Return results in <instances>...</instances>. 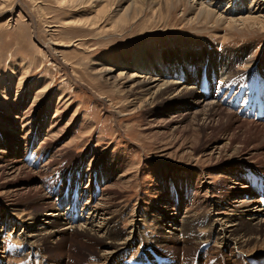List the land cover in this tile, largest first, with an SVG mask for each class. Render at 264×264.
<instances>
[{
    "label": "rangeland",
    "instance_id": "374dc122",
    "mask_svg": "<svg viewBox=\"0 0 264 264\" xmlns=\"http://www.w3.org/2000/svg\"><path fill=\"white\" fill-rule=\"evenodd\" d=\"M240 1L224 0L225 3L218 9L219 4L217 9L220 13L230 12ZM129 2L121 0L115 5L107 0L87 3L0 0V144L5 140L7 145L15 144L14 137L17 136L22 141L19 148L11 145L13 151L4 148L5 153L11 156L9 163L16 157L19 164L23 163L31 173L20 179L25 185L22 193L26 192L30 177H34L30 185H36L40 192L38 195L43 196L46 189L44 185L41 187L40 181L45 180V176L40 173L46 171V166H52L48 169L49 174L70 170L66 172L70 180L67 183L73 187L68 195L65 193L66 197L63 196L68 198L66 200L59 198L57 193L55 197L44 195L43 200L33 195L37 191L27 192L26 199H22L25 202L15 208L8 207L13 194H3L0 190V264H41L40 258H46L44 264H64L62 256L70 253V247L74 254L73 264H94L95 259L103 254V248L101 244L98 246L85 241L80 231L76 239L61 237L60 242H65V246L55 247L52 242L45 241L40 246L43 256L39 253V259L33 256L32 250L24 247L25 229L34 225V219L37 222L32 229L37 232L47 223V218L55 220L66 213L76 215L70 209L71 197L77 200V216H80H72L78 220L74 224H84L90 216L89 211L83 212L82 209L91 200L83 190L89 184L95 193L92 198L95 203L106 204L108 198L114 203L111 213L99 215V220L116 217L117 229L124 237L132 230L133 215L136 218L134 222L140 225L139 233L130 238L135 241L134 245L119 254L111 264H232L231 251L218 255L216 252L224 245L222 247L214 240L209 243L211 207L208 209L203 199L195 197L198 189L203 182H209L210 190L216 189L209 196L216 198L218 205L225 207V212L232 208L230 201L234 196L231 190L242 187L249 188L245 193L255 192V199L259 198L264 204V191L259 189L264 188V151L257 152L260 156L256 162L245 155L241 167L228 163L233 150L220 162H209L205 158L193 162L187 150V153L174 156L173 146L178 135L163 128L166 122L161 119L154 123V119L149 117L153 102L150 105L140 101V93L127 79L139 72L136 62L146 66L160 56L167 67L171 66L167 69L168 74L171 72L167 75L168 80L176 76L184 82L176 85L177 92L180 91L178 94L188 90L183 96H178L182 102L175 104L173 110L192 113L193 99L185 97L191 91L201 93V67L207 64L209 70H215L216 77L223 80L225 87L221 98L212 93L201 95L206 96L209 102L213 99L220 101L221 108L227 113L235 115L236 112L242 120L261 122L264 126V29L229 30L211 21L194 25L187 18L191 13L187 4L177 8L171 3L172 7L158 16L152 13L144 0H138L140 10L136 11L137 15L121 18L119 10L127 7ZM255 3L252 11L262 8L264 15V0H255ZM229 5L231 8L228 10ZM250 5L249 2L248 8ZM256 66L260 68L254 69ZM172 69L180 75H172ZM210 77L213 76L207 78ZM173 96L170 94L169 97ZM159 99L168 102L167 97ZM162 110L157 115L163 116ZM8 116L18 117V124L11 125L12 121H6ZM48 131L50 135L46 136ZM47 138L52 143L59 142V145L52 149L46 143ZM192 139L191 133L181 142L188 146ZM34 153L37 155L35 161L39 163L30 167L26 156ZM111 164L120 166L119 172L113 176L109 174ZM122 175L128 179H121ZM97 181L108 184L107 192L100 189ZM74 182L80 186L77 183L73 185ZM109 190L118 192L119 198ZM69 201L70 205L65 209L62 204ZM175 206L182 217L187 216L189 222L193 220L198 226L187 228L189 231L184 232L187 237L183 234L182 238L172 239L165 230L162 220L166 215H173L170 210ZM168 207H172L169 213L166 211ZM13 211L20 214L15 216ZM246 211L250 212L246 220L256 215L255 206L251 205L231 212L229 220L242 218ZM10 218L11 223H7ZM222 223L224 227L233 224L225 220ZM6 230L12 240L8 247L3 243ZM242 234L246 238L253 235L247 228L241 229ZM263 235L257 233L255 243H247V247L240 250L232 247L233 256H238L233 260H239L237 264H264ZM183 239L186 242L182 246L175 244ZM95 241L103 240L95 237ZM208 243L210 246L204 249ZM14 252H17L16 256H13ZM182 255L187 260L180 262ZM96 264L102 263L98 259Z\"/></svg>",
    "mask_w": 264,
    "mask_h": 264
},
{
    "label": "bare ground",
    "instance_id": "6f19581e",
    "mask_svg": "<svg viewBox=\"0 0 264 264\" xmlns=\"http://www.w3.org/2000/svg\"><path fill=\"white\" fill-rule=\"evenodd\" d=\"M72 1H79L82 3H87V2L93 1V0H72ZM107 1H109L110 4L114 3L115 5H118V2L121 0H107ZM129 1H130L129 2L130 4L127 7H124V8L119 10V13L120 12L122 13V14L120 13V15L122 16L121 18L125 19L126 16L137 15L136 11L140 10V5L138 3V0H129ZM259 1H262V0H259ZM144 2L147 4V7L152 11V13L154 15H158V16L162 15L163 11L165 9H167L168 7H172L171 3H174L175 5H177V8L183 7L184 5L187 4L189 7V10L191 11V13H189L187 15V18H189L190 24H194V25L195 24L198 25L200 23L205 24L208 21H211L214 25H220L222 28L225 27L229 30L246 29L249 27L250 28L264 29V15H262V8L259 11L258 10H255V12L252 11V4L255 3V0H241L240 4H235L232 7V11H230V12L226 11L224 13H220L218 10L220 8V6L223 3H225L224 0H212V2L209 0H192V1L191 0H144ZM249 2L251 3V5L248 8ZM218 5H219V7H218ZM217 7H218V9H217ZM230 8H231V6L229 5L227 7V9L229 10ZM189 10H188V12H189ZM119 13H118V15H119ZM252 15H254V16H252ZM136 64L138 65V68H139L138 71L139 72L142 71V72L141 73L135 72L130 77L128 76L129 77V78H127L128 82L131 85H133V88L135 89V91H138V93H140V101H145L150 105L153 102V111H150L151 115L149 117L151 119H154V123L156 122L157 119H161L160 121L166 122V124L163 128L167 129L169 131V133H173V134L178 135L176 137V140H175L176 144L173 146L175 148V155L174 156L179 155L181 153L184 154L187 150L188 153L190 152V159L193 162L200 161L204 158L209 162H211L213 160L220 162L221 160H223L225 158V156H228L230 151L233 150L234 151L233 154L229 155L230 158L228 157L229 158L228 163H232L233 165L238 164L241 167L244 164L243 157L245 155L249 156L251 158V160L254 159L255 162L258 161L256 159L260 156V154L258 155L257 152L264 151V126L263 125L261 126V124H262L261 122L259 123L260 125L257 123H249V122H246L245 120H242V118L236 112H235V115L227 113L224 111L225 109L223 110L221 108V105L219 104L220 101L213 99L212 102H209V100L206 97L207 95L203 96V95H201V93L199 91H191L185 97V99H193L191 107H192V109H194V112L191 113L190 111L187 110L185 113H179L176 110H173V106L177 103L182 102L181 100H179L178 96H183L184 94L187 93L188 90L183 89L184 91L181 92V94L179 95L178 93L180 91L177 92L178 89H177L176 85H179L181 83L180 81L183 82V80L180 78H177L176 76H174V79L168 80L167 75L168 76L171 75V72L168 74L167 69L171 66L167 67L163 63L162 58L160 56L158 58L155 57V61L152 64H149L146 66L142 65L139 62H136L135 65ZM173 70L174 69H172V75H180L179 73H177ZM123 75H124V73H123ZM123 75H121V76H123ZM183 83H181V84H183ZM184 88H186V87H184ZM190 89H189V91H190ZM170 94H174V96L169 97ZM162 97L163 98L167 97L168 102L159 101L160 100L159 98H162ZM165 107H168L169 110L168 109L165 111L162 110ZM161 110H162L163 116L157 115L158 113L161 112ZM15 117L14 116H8L6 118L7 120L6 119L5 120L8 122H9V120L12 121L11 125H17L18 124V122H17L18 117L17 118H15ZM53 124H54V122L52 123V125ZM191 133L194 136V139H192L191 144L188 146H187V144L183 145L182 142H184V141L182 139L185 136L190 135ZM49 135H50V132L48 131L46 136H49ZM17 137H14V139H16V141H15L16 145L15 144L7 145L8 143L6 140L2 141V144H0V190L2 191L3 194H10V193L13 194L11 198L9 197L10 200L9 201L7 200V201L9 202L8 207H14V208L17 207L18 204L21 205L22 203L25 202V201H22V199H26V197L28 196L27 192L29 193L31 191H37V192H34V194L32 193L37 199L38 198L43 199L44 195H50V197H52V196L55 197V194H56V193H53L52 191H49L46 188L47 179H45V180L42 179L41 180L42 183L40 181V185H41V187H42V185H44L46 192H44L43 196L40 197L38 195L40 193V192H38V187L36 185H34V187H32L30 185L32 183V180L35 179L34 177H30V179L28 180V185H26L27 190L25 193H22V192H24L25 188L23 186H25V185H23V183L20 182V179L26 175L30 176L31 173L29 172L28 169H26L24 167L23 163H22V165L19 164V162H18L19 159L17 160L16 157L14 158L15 160L12 163H9V160H10L9 158H11V156L8 155L7 153H5L6 150L4 149V148H7L8 150L10 149L11 151H13L12 146L19 148V146H21V144H22V141L20 142L19 138H17ZM184 140H186V139H184ZM222 141L224 143H222ZM180 142H181V144H180ZM46 143L52 149L56 148L59 145V142L52 143L50 141V139H48V138L46 140ZM185 147H188V149ZM262 156L264 157V154ZM39 158H40V155H39ZM227 159H226V161H227ZM259 161H260V159H259ZM263 161H262V163H263ZM59 164H61V163H59ZM62 164H64V163H62ZM51 167L52 166H48V167L46 166V171L45 172L42 171L40 173V175L41 176L43 175L46 177L49 176L51 173L49 174L48 169H50ZM240 167L238 168L239 171H240ZM119 168H120V166H118V165H112L111 170H109V174L113 176V174H116L119 172L118 171ZM90 176L91 177H89V178H92V175H90ZM75 177H77V176L75 175ZM75 177H74V179H75ZM120 178L121 179H128L127 176H125V175L120 176ZM85 179H87V178H85ZM118 179H117V183H118ZM224 179L225 178H223V180ZM79 181L83 182L82 179H80ZM237 181H238V179H237ZM126 182H128V184L130 183L129 181H126ZM75 183L78 184V182H74L72 184L75 185ZM98 183H99L100 189L102 190V188H104V190L107 192V190L109 188V187L107 188L108 184L105 185V184L100 183V182H98ZM78 185L80 186V184H78ZM220 186H221V184H220ZM90 187L91 186L89 184V186L85 187L83 190L85 194L90 195L89 200H91L89 202V204L84 205L85 208L83 207V209H82L83 212H84V210L89 211V216H90L87 218V220L84 224L79 225V226H77V225L75 226L74 222H76L78 220L72 219V216L76 217L77 215H71L72 213L71 214L66 213V214H64L65 217H64V215L62 217H60L61 219L58 217L55 218V216H54L55 220H52V218H49V219L47 218V220H48L47 223L43 227H41L39 230H36L37 232H35L32 229V227H34V225L36 224L37 221L35 222V219H34L32 222V223H34V225L27 228L28 231H27V229H25V233H26V236L24 237L25 249L30 250V251L32 250V252H34L33 256H37V258H38V257H40L39 253H41V255L43 256V254H42L43 251L40 249V246H41V244H44L45 241L46 242H52L53 244H55V247H60L61 245L65 244V242H60V240L62 239L61 237L69 236V238L76 239L77 235H79L81 233V237L84 238L85 241H87L91 244L98 245V246H100V244H101L100 247L103 248V254L100 255V258H96L95 261L98 263V259H99V261L102 264H111L114 261V259L119 256V254L122 255L123 253H125L127 251L128 248L133 246L135 241L133 242V240H130V238L136 236L139 233L138 230L140 229V225L138 224V222H134L136 219L134 217V215L132 216L133 217L132 218V221H133L132 230L130 233L126 234V237H124L122 234H120V232L117 229L116 217L112 216L113 218L109 217L107 220H104V221H101L98 218L99 215H104V216L107 215L108 216L111 213V210L114 207V203L112 202V199L108 198V202L106 204H105V202L95 203V200L92 199L93 196H95V193L92 192ZM242 188L243 189L231 190V192H232L231 195L234 196V200L230 201V202H232L231 203L232 208L227 210L228 212H225L223 210V208H225L223 205L221 207L218 205V202H216V200H215L216 198L209 196L210 192L214 194V192L216 190V189L210 190L209 182H207V181L203 182L201 187L198 189V193H196V195H195L196 198L204 200V203L203 202L202 203L205 206L209 207L208 209H210V207H211V213L209 214V220H210V223H209V229L210 230H209V234H208L209 243H213V240H214V243L219 242L220 243L219 245H222V247L224 245V247L222 249H220L221 251L218 250V252H216L218 255H219V253L223 252L221 254L223 256L224 253L231 251L230 257H231V260L233 261L232 264H237L239 261V260L238 261L233 260V259H235V257H238V256H233L234 250H232L233 249L232 247H234V248L237 247V248H239V250L242 248H245V247H247V243H250V242L255 243V240L258 239V238H255V235L257 233H262V234L264 233V220H263L264 219V208H263L264 204L262 201L260 202L259 198L255 199V197H256V195H254L255 192L253 194L245 193V190H248L249 188L248 187H242ZM111 190H109L108 192L110 194H114V196L119 198V193L111 191ZM228 190H230V189L228 188ZM41 192H42V190H41ZM226 195H228V194H225V196ZM247 195H248V198H247ZM249 195H251V196H249ZM66 196H64V197H66ZM222 196H224V195H222ZM220 197L221 196H219L218 198H220ZM183 198H185V197H183ZM261 198H263V197H261ZM33 200H35V199H33ZM114 200H116V198ZM226 200H227V198H226ZM33 202H36V200ZM40 202H41V200H40ZM251 205L255 206V214L256 215L251 216L250 220L245 219L249 215V213H250L249 211H246L245 216H243L242 218L229 220L231 212L238 210V209H241V208L247 209ZM262 205H263V207H262ZM93 208L95 210H93ZM169 208L172 209V207H168V208H166V211L168 213L171 211V213L173 215H170V216L166 215L162 221L164 223L165 230L167 231V234L170 236V238H172V239L179 238L184 234V232L186 230H188L187 228H189V230H190V229H194L195 227H198L195 225L193 220H192L193 222L192 221L189 222L187 216L182 217L180 215V213L178 212L179 208L177 210L176 206L172 210H170ZM189 210H187V211H189ZM193 210L195 211V209H193ZM187 211H185V212L187 213ZM199 212H202V211H199ZM258 213H259V215H257ZM13 214L15 216H17L20 213L18 211H13ZM195 214H196V212H195ZM203 215H206V214H203ZM260 215L263 218H261ZM37 216H35V217H37ZM21 217H22V215H21ZM77 217H80V216H77ZM190 217H192V215ZM39 218H41V217H39ZM192 218H194V217H192ZM11 220H12L11 218L7 219V223H11L10 222ZM196 220H198V219H196ZM223 220H225V222L230 221L233 224H231V225L229 224L230 226L224 227V225L222 223ZM50 228L52 229L51 231L49 230ZM242 228H247L249 230V232L253 235L251 237H248V238L243 236L244 234H242V236H241L240 231ZM203 229H205V228H203ZM30 231H32L31 234H29ZM78 231H80V233H78ZM184 236H185V234H184ZM95 237L96 238L98 237V238L102 239L103 241H99V243H97L95 241ZM185 237H187V236H185ZM188 237L190 238V236H188ZM202 240L203 239L201 238V241ZM182 241L181 242H175V244L179 243L182 246L183 245L182 243L186 242L185 239H183ZM201 241L198 240V242H201ZM209 243L207 244V247L206 246L204 247V249H207L210 246ZM84 245H86V244L84 243ZM256 245L259 246L258 243ZM227 247H229V248H227ZM107 248L108 249L109 248L115 249V250L109 251V250H107ZM169 248H171V247H169ZM187 248H189V247H187ZM196 248H197V246H196ZM68 249H69V247H68ZM70 249H71V247H70ZM70 249H69L70 253L66 252L62 256V261L64 262V264H73L74 254H72L73 253L72 249H71V251H70ZM260 249H262V248H260ZM107 251H109V252H107ZM24 253H26V252H24ZM179 253H181V251H179ZM0 254L2 255V251H0ZM26 255L27 254H25V256ZM177 256L179 257V255H177ZM182 256L183 257H180V259H179L180 262L186 259V258H184L185 255H182ZM4 257L5 256H3V258ZM39 260H40L41 264H44L41 261V258ZM241 261H243V260H241ZM96 262H94V264H96Z\"/></svg>",
    "mask_w": 264,
    "mask_h": 264
}]
</instances>
